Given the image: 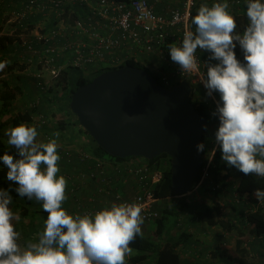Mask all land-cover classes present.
<instances>
[{
  "label": "clouds",
  "instance_id": "1",
  "mask_svg": "<svg viewBox=\"0 0 264 264\" xmlns=\"http://www.w3.org/2000/svg\"><path fill=\"white\" fill-rule=\"evenodd\" d=\"M244 4L247 24L242 32L236 31L228 0H218L200 6L191 18L195 31H186L182 44L168 51L181 72L199 71L197 49L210 53L198 76L207 97L218 95L211 112L218 126L209 162L219 150L228 167L264 177V0H244ZM237 45L242 60L237 58ZM7 63L0 61V70ZM5 135L16 151L15 156L0 155L5 179L11 182L8 189L0 187V264H126L130 243L142 235V205L112 203L92 214H69L62 206L67 180L57 175L56 139L38 142L37 128L26 124L10 128ZM205 148L203 142L196 145L198 152ZM11 191L39 202L47 213L38 239L29 240L23 249L13 223L20 217L9 207ZM253 195L264 200V189L257 188Z\"/></svg>",
  "mask_w": 264,
  "mask_h": 264
},
{
  "label": "trees",
  "instance_id": "2",
  "mask_svg": "<svg viewBox=\"0 0 264 264\" xmlns=\"http://www.w3.org/2000/svg\"><path fill=\"white\" fill-rule=\"evenodd\" d=\"M21 1V2H20ZM26 0H0V22L5 21L6 18H11L12 11L14 9L19 10L23 3ZM154 1V0H151ZM183 1V0H182ZM200 6H197L193 11V16L198 13ZM233 9H229L230 13L234 16L237 23V32H242L247 24L246 18V6L243 3L238 5V7L233 6ZM60 13L61 18L66 22H73L81 13L79 7H65L64 9H58V11L51 10L47 20L42 24V27L37 28L40 34L51 35L55 30V25L58 21L57 14ZM41 22V15L33 14L32 16L27 17L19 23H10L11 30L13 29L14 33L18 35L13 39L10 36H0V61H7V65L3 70H0V74L11 73L15 69L28 71L25 78L18 77V82L14 85L9 84L8 81L2 80V88H0V101L1 107L0 114L8 115L7 121L0 120V155L7 152L8 154L15 156V149L13 146L8 145V137L5 133L12 127L18 126L20 124H26L28 126H35L38 130L37 140L40 142H46V138L56 139L59 142L57 151L60 155V160L57 162L59 166V173L63 175L67 180L68 190L72 189V183L76 184L77 181H70L69 179L78 174V170L84 167V164H89L91 161L87 160V163H81L74 153L73 149H83L91 156L99 159H104L107 157V160L112 163H120L122 166L124 163L129 162L134 158L139 157H128V158H114L106 154L88 135V133L79 125L77 118L71 112L69 108V102L71 95L77 89V87L88 83L91 80L86 78L95 72V76L108 71L113 70L107 64V68H103L102 65L105 63H96V64H87L83 68L67 67L63 68L60 72L59 77L53 81V84L43 90L40 89L39 79L34 77V71H36V60L26 50V46H23L22 36L27 34L30 30L36 28L37 24ZM192 31H195V26L191 24ZM50 41V40H49ZM59 39L55 38V42L58 43ZM32 44L35 49H42L43 44L37 43L34 39L29 37L26 45ZM51 43V42H49ZM173 46L171 41L167 42V45L163 47L167 53L165 59L167 61H172L169 55V47ZM197 55L202 62L208 63V57L202 55L197 49ZM238 59H243L241 57L240 51L237 48L235 49ZM117 56L124 58V62L120 67L125 65H131L144 69L149 73L156 81L160 84V75L162 72H168L170 67L165 63L161 57L156 53L158 60L160 62V71L158 73H151L145 67L141 66L135 56L130 55L126 56L124 52H116ZM210 55V53H208ZM166 56V55H165ZM32 59L31 62L28 61V58ZM152 57V56H150ZM147 56V59L144 58L143 62H148L150 58ZM56 58V57H55ZM54 58V59H55ZM56 65L63 63L62 59H55ZM215 63V61H212ZM52 83V82H51ZM59 85H62V93L59 96H56L55 90ZM32 86V87H31ZM193 93L191 95V101L194 105V108L198 114L205 117L207 120V131H205L201 137V142L206 145L205 151L202 152V159L205 161L206 153L214 144L213 133L218 126L217 119L211 116L209 107L204 103L203 92L199 85H194ZM19 94L21 98L17 106H12L16 95ZM218 97V95H217ZM62 112L65 116L64 119L59 121H50L51 118L57 117L56 111ZM42 122V123H41ZM210 127V128H209ZM212 127V129H211ZM215 127V128H214ZM214 128V129H213ZM210 129V130H209ZM59 133L58 136L55 134ZM47 143V142H46ZM71 147V148H69ZM69 151L73 154V157L70 161H67L65 156L66 152ZM142 163L149 168L151 172H160L161 178L159 181L152 185V192L157 199V201H166L169 200L173 203V207L170 206V202L163 205V210H157L160 214V218L152 222L154 227L153 234L150 236L138 235L134 241H132L129 247L132 249L131 254L126 255L133 262H139L143 264L145 260H151L153 264H180L179 254L176 251L177 246L179 245L178 240L175 241V235H169L171 232H165V222L167 217L174 215L178 219V227L181 231L182 223H179V216L185 214L186 210L190 209V205L184 201V196H175L171 190V174H170V159L166 154H161L154 159L146 160L142 158ZM213 165L209 170L211 180L216 183L221 188L225 189L227 192L232 194V210L238 215L231 220L217 219L214 212L218 210L217 207H206L204 209H198L194 212V208L191 207L189 211H193V216L200 218V220L209 227H219L225 230L234 229L235 220H239L240 224L244 227L250 228V232H253L258 238L264 237V200H257L253 195L254 191L257 188L264 189V177L254 176L252 174L245 175L239 172L234 167H228L225 162L221 160V153L219 150L216 151L213 158ZM118 169H107L108 176L112 181L117 180V171ZM57 174L58 176L60 174ZM6 177V168L0 164V187L8 189L11 182L5 179ZM69 178V179H68ZM95 184L93 182L85 183L87 189L94 188L96 192ZM115 186V183H114ZM121 184L116 183V188L118 192L123 194L121 190ZM86 188L75 189L74 193L67 195V201L70 204H66L68 209H65L67 212L74 209L76 205L75 199L83 200L80 195H83ZM136 188V186H135ZM213 196H218L222 190L220 188L212 193L211 189L204 188ZM67 193V191H66ZM12 203L10 204V209L19 215L20 219L26 220H35L40 218L45 220L47 213L41 207V204L37 201L28 200L27 198H22L18 196L14 191H11ZM124 195V194H123ZM98 193H96V197ZM88 199V198H87ZM82 201L83 203H88V200ZM65 207V208H66ZM35 223V221H34ZM31 223L32 229L24 230V239L27 243L29 240L35 241L38 239V234L43 230H38L37 226ZM44 227V224H43ZM236 227V226H235ZM33 229L37 230L36 237L32 236ZM179 231V232H180ZM168 237L167 240L163 238V235ZM243 254L245 251H241ZM228 264L230 261L227 259ZM233 262V261H232ZM238 264H248L242 259H239Z\"/></svg>",
  "mask_w": 264,
  "mask_h": 264
},
{
  "label": "built area",
  "instance_id": "3",
  "mask_svg": "<svg viewBox=\"0 0 264 264\" xmlns=\"http://www.w3.org/2000/svg\"><path fill=\"white\" fill-rule=\"evenodd\" d=\"M214 2L218 0H183L180 7L169 9L167 15L163 16L154 11L148 0H26L19 10L12 11L10 23H19L33 14L41 15V22L36 28L25 34L27 37L22 36L23 46H26L29 56L36 60V71L33 74L39 79L41 90L51 86L63 68H83L87 64L105 62L117 69L124 62V58L117 56L118 51L124 52L126 56H130L134 50L143 51L146 54L156 52L170 67L168 72L161 73L160 85L171 89L183 79L199 85L203 92L204 103L212 112L218 97L216 94L212 98L207 97L206 89L198 77L204 70L205 62H202L195 52L199 71L181 72L178 65L165 59L169 57L163 47L169 40L173 46L179 47L185 32L192 31L191 18L196 7L211 6ZM228 3L229 7H238L244 3V0H228ZM65 7H79L81 13H78L80 15L70 23L62 19L58 13V21L52 34H40L37 28L42 27L50 11H58ZM33 31L37 32L32 35ZM29 37L37 43H42L43 48L35 49L31 43L27 46ZM55 38L59 39L58 43L55 42ZM54 58L62 59L63 63L56 65ZM28 61L31 62L32 59L29 57ZM49 140L50 138L47 137L46 142ZM214 147L215 144L206 153L205 161L202 162L199 174L188 194L204 188L211 189L212 193H215L220 188L211 180L209 173L214 166V157L209 162L207 155ZM73 151L81 163H87V160L91 162L84 164L76 176L68 178L77 183H72L70 190L66 187L67 195L74 193L75 189L86 188L85 183L93 182L96 185V193L110 198V204L127 202L142 205L143 224H149L160 218L159 212L154 208L157 199L153 195L152 185L159 181L161 173L151 172L142 163V158H134L120 166V163L95 158L83 149H73ZM65 156L67 161H70L73 154L67 151ZM107 169H118L116 170L117 180L112 181L107 174ZM128 182L136 186V191L130 197L121 194L116 188V183L125 185ZM87 200L88 203H83L84 200L75 199L76 205L68 213L92 214L101 210L95 206V194ZM125 260L126 264H141L127 257Z\"/></svg>",
  "mask_w": 264,
  "mask_h": 264
},
{
  "label": "water",
  "instance_id": "4",
  "mask_svg": "<svg viewBox=\"0 0 264 264\" xmlns=\"http://www.w3.org/2000/svg\"><path fill=\"white\" fill-rule=\"evenodd\" d=\"M192 93L187 79L166 89L144 69L125 65L77 87L69 108L111 157L151 160L166 154L172 193L184 196L202 166L196 145L207 126L206 118L194 108Z\"/></svg>",
  "mask_w": 264,
  "mask_h": 264
},
{
  "label": "crops",
  "instance_id": "5",
  "mask_svg": "<svg viewBox=\"0 0 264 264\" xmlns=\"http://www.w3.org/2000/svg\"><path fill=\"white\" fill-rule=\"evenodd\" d=\"M148 1L153 6L154 11L163 16L167 15L169 9L178 8L182 3V0ZM231 7L233 6H230L229 9H233ZM238 50L240 51L239 48ZM131 55L135 56L134 58L136 61L149 72L158 73L160 71L159 67L162 64L160 65L156 52L146 54L143 51L134 50ZM202 55L209 56L206 51H202ZM147 56L152 57L148 59V62H143L144 58L147 59ZM59 174L61 175V173ZM120 188L123 194L128 197L133 195V192L136 191L135 185L132 182H128ZM225 189L227 188L220 187L222 191L218 196H213L207 190L201 189L185 195L183 199L194 208V212L198 211V209H204L207 206H214L218 208V210L214 212L217 219L232 221L235 217L237 219L238 215L232 210V194ZM94 194L96 200L95 206L100 209L109 206V201H111V199L99 194L96 197L94 188H86L83 195L79 197L85 201L87 198L94 196ZM67 200L64 201L62 205L64 208L66 204L70 207ZM165 202L169 203L170 201L166 200ZM165 202L162 200L157 201L155 203V208L157 210H163ZM169 204L173 207V203L170 202ZM65 209L68 208L66 207ZM189 210H186L184 215L179 216V223H182L181 231L174 237V240H178L179 243L176 251L179 254L180 264H228L227 259L230 261V264H238L239 259H242L248 264H264V237L258 238L255 236L253 232H250V228H244L239 220H235L236 224L234 225L236 227L234 226V229L232 228L230 230L219 227H209L204 224L200 218L193 216L194 212ZM141 228L143 235L150 236L153 234L154 227L152 222L143 224ZM241 251H245L244 254ZM142 263L153 264L151 260H145Z\"/></svg>",
  "mask_w": 264,
  "mask_h": 264
},
{
  "label": "rangeland",
  "instance_id": "6",
  "mask_svg": "<svg viewBox=\"0 0 264 264\" xmlns=\"http://www.w3.org/2000/svg\"><path fill=\"white\" fill-rule=\"evenodd\" d=\"M6 19H7L6 22L5 21L0 22V36H2V37L3 36H10L13 39H15L18 35H16V33H14L13 29L11 30V28H10V26H11L10 25V18L7 17ZM36 32L37 31H33L32 32V35L35 34ZM23 36L24 37H27V35L26 36L23 35ZM17 39H19V37H17ZM238 48H239V46H238ZM102 67L103 68H107L108 66H107L106 63H104L102 65ZM27 73H28V71L25 70L24 71V76H26ZM95 74H97V73L95 72L93 75L90 74L86 79L87 80L93 79L95 77ZM24 76H23V72H21V70H19V69H15L11 73H6V74H2V75L0 74V88H2V86H3L2 85V80L3 81H8L9 84L14 85L16 82H18L17 81L18 80V77L25 78ZM62 87H63L62 85H59L58 88L55 90V93L54 94H56V96H59L62 93L61 92L62 91ZM20 100H21V98L19 97V94L16 95L14 101L12 102V106H17L19 104ZM0 109H2V107H1V101H0ZM56 112H57V117H55L54 119L51 118L50 121L51 120H52V122L53 121H59V120H62V119L65 118V116L62 114V112H60L58 110ZM0 120L1 121H7L8 120V115H6L5 113L3 115L0 114ZM211 129H212V127H211ZM38 142H40V140ZM57 143L59 144L58 141H57ZM104 159L107 160V157H104ZM166 220L167 221L165 222V228H166L165 232L168 229V231L171 232L169 235H175L176 236V234H178L179 231H180V229L178 227V219H177V217L174 216V215H170V216L167 217ZM34 221H35V223H34ZM13 223L15 224V229L18 232H20L19 243L21 244L22 249H23V246L26 245V242H25V239H24V234H23L24 233V230H26V229L31 230L32 229V227H31L32 224L31 223H34L37 226V229L40 231V230L43 229L44 220L43 219H40V218H36L33 221L30 220V219H26V220L19 219L17 221H14ZM37 233H39V232L37 230L33 229V231H32L31 234H32L33 237H36L37 236ZM163 238L165 240L168 239V237L165 234L163 235Z\"/></svg>",
  "mask_w": 264,
  "mask_h": 264
}]
</instances>
